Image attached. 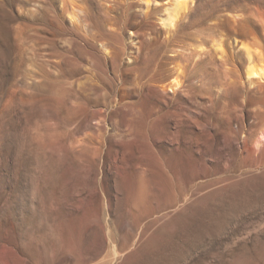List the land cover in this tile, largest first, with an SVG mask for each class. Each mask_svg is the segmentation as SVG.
<instances>
[{
	"label": "rangeland",
	"instance_id": "obj_1",
	"mask_svg": "<svg viewBox=\"0 0 264 264\" xmlns=\"http://www.w3.org/2000/svg\"><path fill=\"white\" fill-rule=\"evenodd\" d=\"M187 1L0 0V264H264V0Z\"/></svg>",
	"mask_w": 264,
	"mask_h": 264
},
{
	"label": "bare ground",
	"instance_id": "obj_2",
	"mask_svg": "<svg viewBox=\"0 0 264 264\" xmlns=\"http://www.w3.org/2000/svg\"><path fill=\"white\" fill-rule=\"evenodd\" d=\"M143 1H145L146 4L148 6H150V2H148V0H143ZM191 1L193 3L194 0H191ZM168 2H171V3H169V5L168 4L163 5L165 17H163L161 19L159 18V19L164 24H166V26H168L169 28H172L173 24L178 20L181 11L185 10L187 8L188 1L187 0H168ZM252 2H253V0H252ZM260 2L263 3V0ZM244 14H241V13L236 14V15H238V18L233 17L231 22H230V25H229L230 30L234 33L238 32V33L242 34L243 36L240 35L241 37H244V35H248L249 33L252 34L255 31V28L253 26V24H254L253 21H255V20H253L251 17H248L247 15H249V14H247V15L245 14L247 17L244 16L243 19L239 18V16H243ZM237 40L238 39L236 37L234 42H236ZM234 44H236V43H234ZM249 47L250 46L247 47V45L242 44L241 48H239V46H238V47H236L235 50H242V53H244L243 55H245L244 59L241 60L242 61L241 63L243 64V67L245 69V74H244L245 82L247 83V85H250L249 88H251V85H254V84L255 85L256 84L262 85V83L264 84V67L261 65L263 63H261V64H257V62L255 63L254 54ZM234 56H236V55H234ZM175 83H177V86H178L180 84V81H178V79H176V78L173 79L172 85L170 86L172 89H174ZM255 85H254V87H255ZM255 88H258V87H255Z\"/></svg>",
	"mask_w": 264,
	"mask_h": 264
},
{
	"label": "snow or ice",
	"instance_id": "obj_3",
	"mask_svg": "<svg viewBox=\"0 0 264 264\" xmlns=\"http://www.w3.org/2000/svg\"><path fill=\"white\" fill-rule=\"evenodd\" d=\"M148 2H151V0H148Z\"/></svg>",
	"mask_w": 264,
	"mask_h": 264
}]
</instances>
